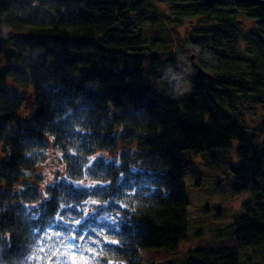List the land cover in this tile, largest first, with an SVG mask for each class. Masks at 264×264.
<instances>
[{"label": "trees", "instance_id": "obj_1", "mask_svg": "<svg viewBox=\"0 0 264 264\" xmlns=\"http://www.w3.org/2000/svg\"><path fill=\"white\" fill-rule=\"evenodd\" d=\"M213 150L250 198L189 263L264 264V0H0V264L175 249L184 153Z\"/></svg>", "mask_w": 264, "mask_h": 264}, {"label": "rangeland", "instance_id": "obj_2", "mask_svg": "<svg viewBox=\"0 0 264 264\" xmlns=\"http://www.w3.org/2000/svg\"><path fill=\"white\" fill-rule=\"evenodd\" d=\"M243 24L245 29L253 28L249 20L245 19ZM179 30L183 33L185 27ZM178 59L181 58L178 57ZM186 67L185 69L188 70ZM189 75L183 70L175 86L170 79L164 78L156 85L157 90L174 93L175 99L187 98L192 88ZM261 111L259 108L257 113L260 114ZM254 119L256 118L252 114L246 116V120L252 126H254ZM210 152V155L206 152L204 156L198 152L186 151L183 156L184 185L188 201L186 238L181 240L175 249L141 251L139 254L141 264H190L189 262L196 258L199 250H204L207 244L217 237L213 230L217 234L221 233L222 236L226 235L227 230L228 233L230 232L234 220L242 212L243 202L248 199L250 193L235 192L232 174L222 166L230 157L231 161L236 160L235 151L229 150L225 153L224 150H213ZM215 163L219 165L215 167Z\"/></svg>", "mask_w": 264, "mask_h": 264}, {"label": "water", "instance_id": "obj_3", "mask_svg": "<svg viewBox=\"0 0 264 264\" xmlns=\"http://www.w3.org/2000/svg\"><path fill=\"white\" fill-rule=\"evenodd\" d=\"M190 60H191V68H192V71L193 73L202 78V79H210L211 78V75L206 72L196 61H195V56L192 55L190 57Z\"/></svg>", "mask_w": 264, "mask_h": 264}, {"label": "snow or ice", "instance_id": "obj_4", "mask_svg": "<svg viewBox=\"0 0 264 264\" xmlns=\"http://www.w3.org/2000/svg\"><path fill=\"white\" fill-rule=\"evenodd\" d=\"M112 243H117L113 241ZM89 252H92V249H89ZM71 264H90L89 260L84 257H78L77 254L74 252L71 257ZM111 264V262H110Z\"/></svg>", "mask_w": 264, "mask_h": 264}]
</instances>
